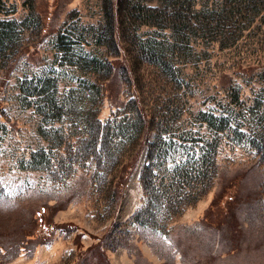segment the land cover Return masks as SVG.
Returning <instances> with one entry per match:
<instances>
[{
	"label": "rangeland",
	"instance_id": "obj_1",
	"mask_svg": "<svg viewBox=\"0 0 264 264\" xmlns=\"http://www.w3.org/2000/svg\"><path fill=\"white\" fill-rule=\"evenodd\" d=\"M3 2L9 12L0 19H15L4 44L28 45L41 60L22 54L12 63L8 49L0 54V264H79L95 244L110 264H264V7L230 46L198 37L175 52L167 48L157 64L141 41L135 50L123 48L125 56L139 53L136 89L153 132L116 203L114 177L137 133L119 140L110 164L88 154L99 138L89 120L117 108L101 98L90 70L91 56L114 51L105 43L102 0ZM156 30L137 26L142 38L170 34ZM222 80L239 87L241 101L227 96ZM123 84L124 101L131 92ZM152 146L146 197L141 175ZM236 172L241 230L233 234L207 224L203 213ZM43 206L47 225L35 219ZM136 211L140 222L130 220Z\"/></svg>",
	"mask_w": 264,
	"mask_h": 264
},
{
	"label": "trees",
	"instance_id": "obj_2",
	"mask_svg": "<svg viewBox=\"0 0 264 264\" xmlns=\"http://www.w3.org/2000/svg\"><path fill=\"white\" fill-rule=\"evenodd\" d=\"M3 7L4 2L0 0V17L9 12ZM102 7L107 28L104 33L108 36L105 43L111 51H114L111 56L102 59L91 56L90 70L94 72L101 98H108L117 108L104 120H101L97 114H93L89 120L92 129L96 126L99 138L90 141L92 149L88 154H94L96 161L100 163L110 164L112 155L118 150L119 140H128L133 133H137V140L132 142L126 157L120 161L114 177L111 198L117 203L140 154L149 143L151 144L150 139L153 132L152 114L142 102L136 89L135 70L139 53L134 52L136 56H125L122 54L123 48L135 50L133 44H139L141 41L140 46L146 50L143 51L146 59L157 64L164 59L163 56H167V48L169 51L175 52L178 49V43L187 45L192 39H198V37L202 39L210 37L211 40L220 41L223 47L230 46L237 41L247 23L256 14L263 12L264 0H204L203 2L200 0H102ZM38 15L40 19L41 12ZM12 24H15V19H0V54L3 55V51L8 49L10 55L14 56L12 63H15L22 54H26L32 63L39 62L41 58L36 49L31 50L28 45L23 46L21 42L17 45L4 44V41L12 38ZM141 24L155 26L156 31L167 29L170 34L165 35L160 31V36H163L162 40H156L155 37L142 38L137 32V26ZM130 25L135 26L129 28ZM12 63L6 66L1 82L6 81ZM244 70H247L250 75L253 74V70L249 66L244 67ZM222 76H225V73ZM125 81L130 84L131 96L123 101L120 98V91L123 89ZM221 87L232 101L242 100L239 87H234L230 80H222ZM93 135L95 138V134ZM97 142H100L98 149H96ZM100 147L104 153L105 151L107 153L103 158L99 152ZM260 147L264 151V139ZM152 148L153 146L141 175L146 197L150 194L153 186L151 172L155 154ZM154 148L158 149L160 146ZM217 167L218 161L214 159V171L217 170ZM241 174L236 172L225 178L224 184L219 185L203 213V219L207 224L214 225V227H225L233 234L241 230L237 214V207L241 200L239 194ZM45 208L46 206H43L42 211L37 212L39 214L35 215L37 217L35 219L47 225L42 216ZM137 211L130 216L131 221L140 222L137 218ZM54 226L52 225V227ZM34 232L32 230L27 234L30 235ZM85 252L80 255L79 264H110L102 246L89 245Z\"/></svg>",
	"mask_w": 264,
	"mask_h": 264
}]
</instances>
